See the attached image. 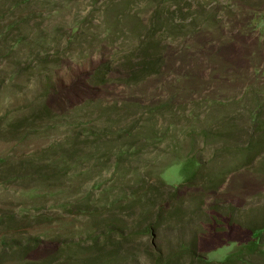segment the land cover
<instances>
[{"label": "rangeland", "instance_id": "rangeland-1", "mask_svg": "<svg viewBox=\"0 0 264 264\" xmlns=\"http://www.w3.org/2000/svg\"><path fill=\"white\" fill-rule=\"evenodd\" d=\"M153 22L159 71L94 85ZM145 227L264 264V0H0V264H156Z\"/></svg>", "mask_w": 264, "mask_h": 264}, {"label": "trees", "instance_id": "trees-1", "mask_svg": "<svg viewBox=\"0 0 264 264\" xmlns=\"http://www.w3.org/2000/svg\"><path fill=\"white\" fill-rule=\"evenodd\" d=\"M29 1L38 2L40 0H25L27 3ZM109 6L110 5H104L101 8V15L103 17L108 12ZM197 13L207 14L204 8L199 9L194 14L198 15ZM157 23L158 22H153L151 25H145V29L147 31L144 35L141 34L137 37V39H139V45L131 49L129 48L128 51L124 52L118 59V62L120 63V67L118 68L122 67L121 69L118 70L117 68L115 71L112 64L118 62L114 59H110L111 61L102 64L94 70L91 75L92 83L97 86L105 85L111 81L125 84H137L147 77L156 74L163 62L162 56L157 54V44L161 43L168 29L166 28L163 32H160L162 30L161 28H157ZM141 24L144 23L142 22ZM196 24V19H193L191 25ZM79 30V27L74 26L72 27L71 32L75 35L79 32ZM137 54H139L138 58ZM40 116H51V112L47 108H42V110L35 111L31 115V118L37 120L40 119ZM195 180L196 174L187 178L184 184L191 185L195 182ZM173 195L175 198L178 197L177 192ZM138 236L142 239L144 237L150 238V246L146 248V253L156 259V264H184L185 261L188 260L206 263L204 262L205 260L199 258L197 255L196 240L194 243L183 242V244H181L178 248L164 250L156 246L157 240H159V232L157 229L155 230L153 227H145L141 233L138 234ZM251 236H253V243L255 244L264 238V232H260V230H253ZM236 262V256L232 254L224 262L219 264H236Z\"/></svg>", "mask_w": 264, "mask_h": 264}]
</instances>
